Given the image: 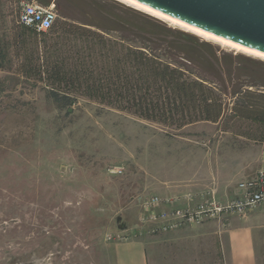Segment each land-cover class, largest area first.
I'll list each match as a JSON object with an SVG mask.
<instances>
[{"label":"rangeland","instance_id":"374dc122","mask_svg":"<svg viewBox=\"0 0 264 264\" xmlns=\"http://www.w3.org/2000/svg\"><path fill=\"white\" fill-rule=\"evenodd\" d=\"M21 1L43 5L0 0V264H108L112 246L129 241L143 244L146 264H229L230 232L243 228H252L256 264H264L262 210L249 214L263 216H234L171 233H135L138 200L170 193L168 188L187 180L194 161L228 164L241 154L252 172L264 169V124L230 111L233 90L251 85L249 90L264 93V57L119 0H45L56 20L92 29L88 25L115 29L118 20L140 25L137 12L196 37L205 45L202 53L216 58L218 87L227 94L218 122L181 129L81 97L65 105L50 96L43 81L20 72L27 54L37 49L42 55L44 42L42 35L22 37ZM113 168L122 173L111 174Z\"/></svg>","mask_w":264,"mask_h":264},{"label":"trees","instance_id":"16d2710c","mask_svg":"<svg viewBox=\"0 0 264 264\" xmlns=\"http://www.w3.org/2000/svg\"><path fill=\"white\" fill-rule=\"evenodd\" d=\"M39 1L48 7L49 1ZM133 13L142 24L118 20L115 29L88 25L92 29L58 19L42 33L16 26L22 37H44L42 55L37 49L27 54L20 72L43 81L50 96L65 105L81 97L175 129L218 122L227 94L218 87L216 58L202 53L205 45L196 37ZM244 86L231 93V114L264 124V93Z\"/></svg>","mask_w":264,"mask_h":264},{"label":"built area","instance_id":"2783aa9c","mask_svg":"<svg viewBox=\"0 0 264 264\" xmlns=\"http://www.w3.org/2000/svg\"><path fill=\"white\" fill-rule=\"evenodd\" d=\"M19 8L17 24L36 33L48 31L56 20V14L49 6L21 1ZM109 172L121 174L122 170L113 168ZM137 205V234L141 233L140 230L171 233L206 222L243 217L255 210L264 212V169L238 182L236 192L226 201L218 199L214 189H206L183 195L160 196L152 193L140 198ZM118 240H126V237Z\"/></svg>","mask_w":264,"mask_h":264},{"label":"water","instance_id":"95a60500","mask_svg":"<svg viewBox=\"0 0 264 264\" xmlns=\"http://www.w3.org/2000/svg\"><path fill=\"white\" fill-rule=\"evenodd\" d=\"M186 25L264 54V0H134Z\"/></svg>","mask_w":264,"mask_h":264},{"label":"crops","instance_id":"0c3cea01","mask_svg":"<svg viewBox=\"0 0 264 264\" xmlns=\"http://www.w3.org/2000/svg\"><path fill=\"white\" fill-rule=\"evenodd\" d=\"M235 157L236 159L228 164H225L226 162L219 163L217 160L214 162L212 158L209 162L205 158L194 161L192 171L186 177L185 182L168 188L170 193L157 195H183L190 192L214 189L217 198L226 201L236 192L238 182L253 177L260 170L257 169L252 172L251 166L246 160L242 159L241 154ZM248 216L263 215L249 214ZM229 246V264H256L252 228L230 232ZM111 251L112 260L108 264H146L144 246L139 241L116 243L112 246Z\"/></svg>","mask_w":264,"mask_h":264},{"label":"bare ground","instance_id":"6f19581e","mask_svg":"<svg viewBox=\"0 0 264 264\" xmlns=\"http://www.w3.org/2000/svg\"><path fill=\"white\" fill-rule=\"evenodd\" d=\"M119 1H122L124 3H127V4H129L131 6H134L135 8L140 9V10H143V11H145V12H147V13L155 16V17H158V18L167 20L171 24H175V25L181 26V27L185 28L186 30L191 31V32H193V33H195V34L203 37V38L215 40V41L219 42L223 46H229V47H231L233 49H236V50H239V51L241 50V51H245V52H248V53H252L254 55H258V56L264 57V55L262 53H259L257 51H254V50L245 48V47L240 46L238 44L232 43V42H230L228 40H224V39L219 38V37H216V36H214V35H212L210 33L203 32V31H201V30H199L197 28H194L192 26L186 25V24H184V23H182L180 21H177V20H175L173 18H170L168 16L163 15L160 12H157L155 10H152V9L148 8L147 6H144L142 4H139V3L135 2L134 0H119Z\"/></svg>","mask_w":264,"mask_h":264}]
</instances>
